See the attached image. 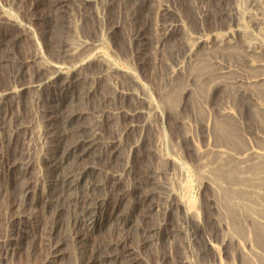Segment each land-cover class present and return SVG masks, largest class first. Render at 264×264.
<instances>
[{"label":"rangeland","instance_id":"374dc122","mask_svg":"<svg viewBox=\"0 0 264 264\" xmlns=\"http://www.w3.org/2000/svg\"><path fill=\"white\" fill-rule=\"evenodd\" d=\"M80 1H76L77 6ZM121 1L114 0L109 9L101 13L99 10L105 16L101 15L100 24L94 6L98 0L81 4L80 12L70 0H0V13L22 26L18 29L14 25H0V94L9 86H30L19 96L9 94L7 99H0V264H101L104 260L106 264H176L182 257L189 264H208L197 253L200 234H196L198 242H191L194 235L191 236L189 226L180 227V216L175 211L163 210L165 200L157 194H163L160 183L175 181L173 189L193 201L188 200L189 206L203 211L205 219L210 217L205 220V227L215 243L217 221L230 217L219 212L227 208L229 193L231 197L246 195L233 188L240 182H236L234 174L238 168L246 171L250 162L244 165L234 156L248 145L264 150V110L258 107L264 102V81L247 85L236 80H245L251 73L264 76V67L251 71L244 66L247 56L238 36L225 46L212 44L214 34L227 31V10L235 1L129 0L131 4L127 5ZM263 2L259 0L258 8L264 12ZM56 3L59 8L52 12ZM202 7L207 13L203 21L196 16L197 8ZM249 29L264 39V31L259 32L253 25ZM188 33L193 41L210 38L208 45L200 43L190 61L183 54L184 34ZM100 35L105 40L103 46H99ZM71 36L87 44L85 55L94 58L98 52H107L110 65L127 74L105 73V65L94 59L85 62L75 70L79 72L74 76L81 79L75 77L80 86H71L74 99L69 104L63 100L69 97L61 88V77L69 71L73 60L66 59L61 50ZM36 47L42 58L35 62L32 59ZM259 60L264 62V58ZM26 61L25 67H20ZM55 64L61 76L49 83L48 71L43 68ZM220 67H225L224 71ZM170 69L175 71L171 80ZM108 81L113 82L116 91ZM144 92L154 102L151 111L161 115L154 118L153 129L143 125L140 115L146 105L138 96L142 97ZM57 103H61L58 109ZM227 107L235 117L221 114ZM76 113L79 119L73 117ZM69 116L73 119L71 131L63 140L57 132ZM71 146H75L76 156L59 164L61 152ZM219 149L227 152L225 159ZM196 150H202L206 158L199 160ZM158 152L170 160L168 165L161 162ZM54 164L58 165L59 178L52 173ZM88 165L95 170L87 175L92 185L76 208L90 207L92 210L85 215L103 224L101 229L65 223L68 214L64 203L69 195L65 194L79 195L81 188H74L73 192L66 184L60 185V191L50 195V207L43 206L48 181L73 180ZM178 170L181 172L177 173ZM215 179L216 185L221 184L219 187ZM219 188H225L226 195ZM25 189L29 192L19 206V193ZM156 204L159 210L152 212ZM60 206L65 208L62 217L55 212ZM74 210L69 213L70 218L75 216ZM127 215L133 222L130 226L124 223ZM166 234L171 238L169 243ZM55 247L57 253H53ZM182 250L185 252L181 255ZM221 259L229 262L226 254Z\"/></svg>","mask_w":264,"mask_h":264},{"label":"bare ground","instance_id":"6f19581e","mask_svg":"<svg viewBox=\"0 0 264 264\" xmlns=\"http://www.w3.org/2000/svg\"><path fill=\"white\" fill-rule=\"evenodd\" d=\"M59 1V0H58ZM72 1V3L74 5L77 6V3L76 1L77 0H70ZM89 0H81L79 3V5L77 6V11L80 12L79 8H80V5L81 4H84L85 2H87ZM95 1V0H93ZM121 1V0H120ZM123 1V4L124 5H127L128 2L130 3L129 0H122ZM121 1V2H122ZM133 1V0H131ZM205 1V0H204ZM235 2L233 3L232 6H230V8L227 10V19H228V29L226 32L224 33H216L213 35V40H212V44L215 45V46H218V47H221L222 45H224L225 43L227 42H230L232 38H234L235 36H238L240 37L241 39V42L240 44H242V50L243 53H244V56L246 55L247 56V59H246V63H245V67L247 66V68H249V70H258L259 68H261L262 66L264 67V62H260L259 58H264V39L263 37L261 38L260 36L254 34L250 29V25H253L254 28L255 27H258L259 28V32H263L264 31V12L262 9H259V0H246V2H244L245 0H234ZM261 1V0H260ZM57 2V0H56ZM67 2V0H66ZM99 3L96 2V4H94L95 6V10H96V13L95 16H97L98 18V22L100 24H103V15L100 14L101 12L104 11L105 8L108 7V9L110 8V5L114 2V0H98ZM256 2V3H255ZM118 3V2H117ZM205 3V2H203ZM264 3V2H263ZM61 4V3H60ZM131 4V3H130ZM119 5V3H118ZM123 5V6H124ZM202 5V4H201ZM264 5V4H263ZM59 3L57 4H54L52 6V12H56V10L59 8ZM50 7V6H49ZM61 7V5H60ZM79 7V8H78ZM207 7V6H206ZM251 7H254V8H251ZM101 9L100 13H99V10ZM106 12V11H105ZM205 9L204 7H202L201 9L197 8L196 10V16H198V19L203 21L205 18H204V15H205ZM105 14V13H104ZM207 14V13H206ZM102 15V17H101ZM55 16V15H54ZM203 23V22H202ZM0 25H6V26H15V27H18L22 29V26L20 24L17 23L16 20H14L12 17H9V16H6L5 14L3 13H0ZM201 25V24H200ZM76 27V26H75ZM77 28V27H76ZM227 28V27H226ZM54 30V29H53ZM74 31H75V28H74ZM54 32V31H53ZM77 32V31H76ZM76 34V33H74ZM77 36V35H76ZM79 36V35H78ZM261 36L262 33H261ZM103 35H100L98 40L101 41L100 45L99 46H103L105 45L104 44V39L102 38ZM135 38V36H134ZM208 38H199L197 41H193L192 40V37L191 35L188 33V34H184V41H185V52L183 53L184 54V59H188V61H190V58L193 56L195 57V55L197 54V49L199 48L198 46L200 45V43L202 42V44H207L210 43L208 40ZM133 38H130V42H132ZM67 41V39H66ZM81 40L78 38V37H74V36H71L69 37V40L67 41L68 43H66V45H64L62 47V50H61V53L63 54V56L66 58V59H69V60H73L71 61L69 64H71L69 66V71L66 72L64 75L62 74V77L63 78V84L61 86L62 90L64 91V93L67 94V99H63L65 100H68L69 101V104H71L70 102L73 101V97H74V93H73V90L71 91L70 88L71 86L75 83V85H79L77 82H76V79L79 78V76H77L76 73L80 67H83L84 66V63L85 62H89V61H93L96 60L98 61L100 64L102 65H105L106 67V72L105 73H109V74H114L113 72L117 73L119 71H122L123 70H119L117 69L116 67H113L112 65H110L109 63V60L107 58V54L103 51L101 52H98L96 54V56L93 58L92 56H89L88 55H85L86 54V50H87V44L84 43V42H80ZM208 41V42H207ZM227 45V44H226ZM235 45V44H234ZM211 46V45H210ZM225 46V45H224ZM229 46V45H228ZM227 46V47H228ZM212 47V46H211ZM238 47V46H237ZM101 49V48H100ZM103 49V48H102ZM105 49V47H104ZM220 49V48H219ZM95 55V54H93ZM254 57H256V60H254ZM92 57V58H91ZM42 58V55H41V52L39 51L38 47H36L35 51H34V55H33V61L35 60H39ZM192 60V58H191ZM196 60V59H195ZM259 60V61H258ZM1 61V60H0ZM2 62V61H1ZM28 61L26 62H21L20 63V67L23 66L25 67V65L27 64ZM36 62V61H35ZM39 62V61H38ZM75 62V63H73ZM97 62V63H98ZM193 62V61H192ZM90 63V62H89ZM92 63V62H91ZM94 63V62H93ZM196 63V62H195ZM29 64V63H28ZM94 65V64H93ZM92 65V66H93ZM97 65V64H96ZM178 65V64H177ZM190 65V64H189ZM188 65V66H189ZM193 65V64H192ZM19 66V65H18ZM28 67V66H27ZM40 67V66H39ZM185 67V66H184ZM17 68V67H15ZM183 68V67H182ZM195 67L193 66V69ZM45 70L48 71V81L49 83H53L54 81L56 82V79L58 77H60L61 75V72L59 71V69L57 68V65H46L45 68H43ZM78 69L76 72L75 70ZM81 69V68H80ZM169 69V68H168ZM179 69V68H178ZM191 70L192 67L190 68ZM225 69V67H224ZM224 69L220 67V71H224ZM19 69L16 70V73L18 72ZM39 70V69H37ZM84 70V68H83ZM245 70V69H244ZM248 70V71H249ZM81 71V70H80ZM103 71V70H102ZM12 72V71H11ZM82 72V71H81ZM122 72H120L122 74ZM175 71L173 69H170V72H169V79L171 80L172 77L174 76V73ZM184 72V71H182ZM246 72V71H245ZM74 73H76L75 75L78 77L75 79L76 76H74ZM123 73H126V72H123ZM220 73V72H219ZM15 74V73H14ZM84 74V73H83ZM119 73H117L118 75ZM127 74V73H126ZM60 75V76H59ZM79 75V74H78ZM104 75V74H103ZM108 75V74H107ZM106 75V76H107ZM125 75V74H123ZM81 76V75H80ZM109 76V75H108ZM116 76V75H115ZM113 77V76H112ZM121 77V75L119 76ZM59 78V79H61ZM116 78V77H114ZM131 81L136 83L135 79L133 77H131ZM75 79V80H74ZM80 79V78H79ZM106 79V78H105ZM108 79V78H107ZM124 79V78H123ZM178 79V77H177ZM62 80V79H61ZM81 80V79H80ZM111 80V79H110ZM115 80V79H114ZM117 80V79H116ZM179 80V79H178ZM176 80V81H178ZM264 81V76H262L261 74H254L249 76V77H245V80H243L242 78L241 79H238L236 80V82H239V83H245L247 85H251L252 83L255 84V83H260L261 81ZM58 81V80H57ZM78 81V80H77ZM107 81V80H106ZM180 81V80H179ZM105 82V81H103ZM112 82V81H111ZM118 82V81H117ZM183 82V80H182ZM233 81V83H236ZM47 83V81H46ZM108 83L110 84V82L108 81ZM181 84V82H179ZM173 84V83H172ZM53 85V84H52ZM102 85V84H101ZM104 85V84H103ZM107 85V84H106ZM139 85V84H138ZM80 86V85H79ZM110 86L113 88L114 91H116V88L114 87L115 85L113 84H110ZM167 86V85H166ZM171 86V84H170ZM169 86V87H170ZM30 86H27V87H21V88H17L16 86H9L7 88V90H5L4 92H2L0 94V99L3 100L4 98L7 99V96H9V94H15V96H19L21 94V92L25 91L26 89H28ZM103 87V86H102ZM105 89V88H104ZM167 89V87L165 88ZM55 90V88H54ZM111 90V89H110ZM81 91V90H80ZM92 91V90H91ZM109 91V90H108ZM146 91V89H145ZM111 92V91H109ZM79 93V92H78ZM105 93V92H104ZM65 94V95H66ZM103 94V93H102ZM85 95H88V94H85ZM183 95V94H182ZM79 96V95H77ZM81 96V94H80ZM88 97V96H87ZM86 97V98H87ZM163 98V96H161ZM78 98V97H77ZM85 98V97H84ZM116 98V97H115ZM139 100H141V102L145 103L146 105V110H142L140 112V115H142V118L144 119L143 121V125L150 128V129H153L154 126H153V122L155 121L154 118L157 116V117H161L160 114H157L156 111L153 112L151 110H153V103L151 101V98L149 97V95L147 93H143V96L142 97H139ZM164 99V98H163ZM62 100V98H61ZM60 100V101H61ZM72 100V101H71ZM83 100V99H82ZM85 100V99H84ZM107 100V98L105 99ZM61 103H57L56 107L57 109L60 107ZM65 105V104H64ZM144 105V106H145ZM155 105V104H154ZM259 108L263 109L264 110V102L261 103L260 105H258ZM228 108V107H227ZM223 108L222 111H221V114L223 113L224 116L226 117H235L232 112V110L230 111L229 108ZM61 109V108H60ZM59 109V110H60ZM56 110V109H54ZM58 111V110H57ZM56 111V112H57ZM150 112V113H149ZM74 114V113H73ZM77 114V113H76ZM258 114V113H257ZM257 114H255V116L257 117ZM56 115V114H55ZM154 115V116H152ZM80 116V115H79ZM79 116L78 114L76 116H73V117H77L79 119ZM71 116H69L67 118V121L62 125V128L60 127V131L57 132L59 135V138L60 139H63V137H67V135L69 134L68 132L71 131V121L73 120L72 118H70ZM261 117V116H260ZM264 117V116H263ZM65 118V117H64ZM77 118H76V121H77ZM255 118V117H254ZM259 118V117H258ZM62 119V118H61ZM75 119V118H74ZM159 119V118H158ZM262 119V117L260 118ZM260 119H259V122H260ZM63 121V120H62ZM213 121V120H212ZM209 122V120H208ZM258 122V123H259ZM156 123V122H155ZM213 123V122H212ZM216 123V122H215ZM214 123V124H215ZM222 123V122H221ZM261 123V122H260ZM206 125L208 123H205ZM216 126V125H215ZM263 126V125H261ZM208 127V126H206ZM99 128V127H98ZM143 128V127H142ZM85 129V128H84ZM89 129V128H88ZM95 129V128H94ZM58 130V129H57ZM54 131V130H53ZM90 131V130H89ZM82 132V131H81ZM56 133V134H57ZM57 137V135H56ZM58 138V137H57ZM60 139H58L60 141ZM91 139V138H90ZM142 139V138H141ZM64 140V139H63ZM66 140V138H65ZM122 140V139H121ZM82 141V140H80ZM84 141V140H83ZM143 141V140H142ZM65 142V141H64ZM79 142V141H78ZM85 142L89 143L90 141L89 140H86ZM61 143H62V140H61ZM59 144V143H58ZM85 144V143H84ZM83 144V145H84ZM72 145V144H71ZM82 145V144H81ZM136 145V144H135ZM156 146V145H155ZM252 146V145H251ZM250 145L246 146L245 148H243L240 152H238L236 154L235 159L240 160L242 163L244 161V165L245 163L247 162H250L249 163V166L247 165L248 168H245L246 171H238L237 170V173L234 174L235 177H236V182H239V183H236L235 186H233L234 189H238L236 191H239L241 192L242 194H246V195H243V196H232L230 195L229 193V196H230V200L229 202L226 201V204L225 205L227 208L226 209H223L221 208V211L219 212H223L225 213L228 217V215H230V217L225 218L224 219H219L217 222V227L214 228L215 230V234L213 236L215 237H218V241L217 243H215L212 238L210 236H208V232L206 230V228L208 227H205L206 223H205V220L210 217H207L205 219V216L206 214L203 212V211H196L194 208H191L189 206V201L190 199H188V197H186V195L184 196L185 193L181 192V191H176L173 189V185L175 181H172L173 182H169L168 184H164V183H160V188L163 192V194L160 192L157 193L158 195H160V199H164L165 200V209L163 208L164 211H175L174 214H178L180 216V227H182L181 224H184V225H188L189 226V231H190V234L191 236L194 235V238L192 237L191 239V242L193 241V243H195L196 239H197V235L196 234H200L199 237H200V243H198L200 246L199 247V253L198 255L201 256V259H202V256L205 257V259H207V263L208 264H264V150L263 149H254L252 148ZM63 147V146H62ZM84 147V146H82ZM92 147V145H91ZM90 147V148H91ZM244 147V146H243ZM263 147H264V142H263ZM67 148V147H65ZM64 148V149H65ZM84 149V148H83ZM221 149V148H220ZM219 149V154L221 155V157H226L224 156L225 153L227 152H223ZM55 150V149H54ZM86 150V149H85ZM84 150V151H85ZM159 150V149H158ZM87 151V150H86ZM161 151V150H160ZM197 153H196V157L201 160L205 157V153L202 151V150H196ZM218 151V150H217ZM216 151V152H217ZM75 152V146H71V147H68L67 149H65V151H62L61 152V159L59 157V161L60 163L59 164H62V163H66L67 160L69 158H71V156H76L74 154ZM77 152V151H76ZM83 152V151H82ZM89 152H91V150H89ZM236 152V151H235ZM234 152V153H235ZM162 152H158L157 153V156L160 158L161 162L163 161L165 164L168 165V163H170V160L167 158V157H164L162 154ZM233 153V155H234ZM84 154V153H83ZM78 155V154H77ZM90 155V154H89ZM232 155V154H231ZM81 157V156H80ZM219 157V155H218ZM73 158V157H72ZM77 158V157H76ZM206 158V157H205ZM82 159V158H81ZM220 159V158H219ZM225 159V158H224ZM224 159H221V160H224ZM249 159V160H248ZM247 160V161H245ZM72 162L74 161L71 160ZM69 160V162H71ZM236 161V162H237ZM201 162V161H200ZM57 163V162H56ZM75 163V161L73 162ZM198 163V162H197ZM196 163V164H197ZM21 164V163H20ZM164 164V166H165ZM200 164V163H199ZM238 164V163H237ZM242 164V165H243ZM70 165V164H69ZM175 165V164H174ZM239 165V164H238ZM125 166L127 167L128 166V162H127V165L125 164ZM173 166V165H172ZM178 166V165H177ZM198 166V164H197ZM201 166L203 167V165L201 164ZM200 166V167H201ZM174 167V166H173ZM172 167V168H173ZM179 167V166H178ZM181 167V165H180ZM201 167V168H202ZM57 168H58V165L57 164H54L53 167H52V173L55 175V178L58 177V173H57ZM84 168V167H83ZM206 168V167H205ZM126 169V168H125ZM178 169V168H177ZM93 171L94 170V166H87L86 168H84L81 172L80 175H78L76 178H73V180H61V179H58V180H50L48 181V184H49V187H48V184H47V191H46V194L44 195V199H43V203H44V208L45 209H48L50 206V204H52L53 200L51 201V197L50 195H53V193L57 190L60 191V189H58L60 187V185H67L68 186V190L72 191L71 189H76V188H81V193L78 195H76L74 193L75 196H71L73 195V193H67L65 195H68L65 199L68 200L67 203H63L66 204V210L64 211H67V214L68 215H65L64 219H65V223L66 224H71V223H74V224H83V225H86L89 230H93L95 228H100L103 226V224H101L100 222L96 223L97 221L95 220V218H91V217H87L85 214H87L89 211H91L92 209L90 207H85L83 208L82 204L81 206L82 207H79V208H76L78 207L79 203H83V200L85 198V192H87L88 190H90L91 188V182L90 180L88 179L89 176V173L90 171ZM210 170V169H209ZM235 170V171H236ZM159 171V170H158ZM211 171V170H210ZM89 172V173H88ZM95 172V170H94ZM155 172V171H154ZM181 172V170L177 171V173ZM230 172V171H229ZM161 173V172H160ZM163 173H166V170L164 169ZM162 173V174H163ZM200 173V172H199ZM202 173V172H201ZM214 173V172H213ZM231 173V172H230ZM93 174V172H92ZM155 174V173H153ZM203 174V173H202ZM215 174V173H214ZM158 175V174H157ZM161 175V174H160ZM201 175V174H200ZM204 175V174H203ZM202 175V176H203ZM213 175V174H212ZM216 175V174H215ZM213 175V176H215ZM61 176V175H60ZM212 176V177H213ZM63 177V176H61ZM65 177V176H64ZM155 177V176H154ZM204 177V176H203ZM59 178V177H58ZM68 178V176L66 177ZM206 178V177H205ZM69 179V178H68ZM188 179V178H187ZM202 179V178H200ZM208 179V178H206ZM216 179H220L219 178H216ZM216 179H215V185L218 184L216 183ZM37 180H39L37 178ZM43 180V179H42ZM41 180V181H42ZM151 180H149L150 182ZM159 181V179H158ZM168 181V180H167ZM219 182L223 181V180H218ZM44 182V181H43ZM42 182V183H43ZM242 182V183H241ZM154 183V182H153ZM152 183V184H153ZM156 183V182H155ZM157 183V184H158ZM212 183V182H211ZM150 184V183H149ZM184 184V183H183ZM213 184H214V181H213ZM212 184V185H213ZM235 184V183H234ZM45 185V184H44ZM151 185V184H150ZM155 185V184H153ZM159 185V184H158ZM157 185V186H158ZM211 185V186H212ZM214 185V186H215ZM221 185V184H220ZM219 185V186H220ZM94 186V185H93ZM156 186V187H157ZM182 186V184H181ZM180 186V187H181ZM217 187H219L218 185H216ZM225 186V185H223ZM222 186V187H223ZM96 187V186H95ZM153 188V186H151ZM155 187V186H154ZM155 187V188H156ZM42 188V187H41ZM97 188V187H96ZM101 188V187H99ZM159 188V186H158ZM213 188V187H212ZM215 188V187H214ZM221 188V187H220ZM219 188V189H220ZM75 189L73 190V192H76ZM157 189V188H156ZM232 189V188H231ZM230 189V191H231ZM96 190V189H95ZM153 190V189H152ZM228 189H226L227 191ZM64 191V190H63ZM216 191H219L218 188L216 189ZM221 192H225V188L224 189H220ZM28 190H22L20 193H19V197H20V201H19V206L20 205H23V201L25 200V196L28 194ZM223 192V193H224ZM56 193V192H55ZM54 193V194H55ZM61 193V192H60ZM65 193H66V190H65ZM154 193V192H153ZM218 193V192H217ZM58 194V193H57ZM64 194V193H63ZM71 194V195H70ZM225 194V193H224ZM60 195V194H59ZM156 195V194H154ZM226 195V194H225ZM228 195V193H227ZM56 196V195H55ZM61 196H63L61 194ZM88 196V195H87ZM86 196V197H87ZM218 196V195H217ZM64 197V196H63ZM61 197V198H63ZM156 197V196H155ZM225 197V196H224ZM53 198H56V197H53ZM60 198V197H59ZM58 198V199H59ZM192 198V197H191ZM227 198V197H226ZM104 199V197H103ZM185 199V200H184ZM65 200V202H66ZM159 200V199H158ZM59 201V200H58ZM57 201V202H58ZM87 201V200H86ZM103 201V200H102ZM162 201V200H161ZM192 201V200H190ZM222 201V200H221ZM56 202V201H55ZM193 202V201H192ZM61 203V202H60ZM59 203V204H60ZM62 203L61 206H63L64 204ZM104 203V201H103ZM102 203V204H103ZM195 203V202H194ZM163 204V203H162ZM41 205V204H40ZM91 205V204H89ZM101 205V204H100ZM159 205V204H158ZM157 204L155 206H152L151 208V211H156L158 209V206ZM192 205V204H191ZM217 205V204H216ZM60 206V208H57L56 209V215L59 216V214L61 215V213L65 214L63 209L65 208H62ZM65 206V205H64ZM63 206V207H64ZM163 206V205H162ZM203 206V205H202ZM244 206H248L246 210V208ZM58 207V206H56ZM95 207V206H94ZM164 207V206H163ZM244 207V210H241V208ZM42 208V207H41ZM54 208V206H53ZM55 209V208H54ZM75 209V210H74ZM209 209V208H208ZM223 209V210H222ZM243 209V208H242ZM53 210V209H52ZM74 210V214L75 216L72 218V215H71V218H70V215L69 213H72ZM96 210V209H95ZM149 210V209H148ZM159 210V209H158ZM201 210V209H200ZM47 211V210H46ZM72 211V212H71ZM43 212V211H42ZM45 212V210H44ZM207 212V211H206ZM62 214V215H63ZM165 214V213H164ZM219 214V213H217ZM61 215V217H62ZM221 215V214H220ZM129 215H127L125 217V220H124V223L127 224V225H131L133 222H131L132 220L130 218H128ZM243 216V217H242ZM60 217V218H61ZM240 217H242V220H240ZM59 218V217H58ZM59 218V219H60ZM58 219V220H59ZM239 219V220H238ZM73 220V221H72ZM210 222V220H208ZM207 221V222H208ZM208 222V223H209ZM213 222V221H212ZM211 222V223H212ZM110 223V221H109ZM123 223V222H122ZM207 223V224H208ZM214 223V222H213ZM112 224V223H110ZM210 224V223H209ZM106 225V224H104ZM121 225V224H120ZM213 225V224H211ZM122 226V225H121ZM177 226V225H176ZM109 227V226H108ZM124 227V226H123ZM179 227V226H178ZM163 228V227H162ZM210 228V227H209ZM213 228V227H212ZM242 230H241V229ZM158 230L160 229V226L157 228ZM241 232H240V230ZM156 230V229H155ZM153 230V232L155 231ZM211 231V228L209 229ZM157 231V230H156ZM166 232V231H164ZM152 233V232H151ZM158 235V234H157ZM167 235V234H166ZM173 235V234H172ZM172 237V236H171ZM173 237H175L173 235ZM168 235L167 237L165 236V240L168 241V243L171 241L169 239L171 238H168ZM174 240V239H173ZM198 240V239H197ZM163 241V240H162ZM189 241V240H188ZM158 242V241H157ZM198 242V241H196ZM162 243V242H161ZM173 243V241H172ZM172 243H171V246H172ZM228 247H230L228 249ZM60 248V246H59ZM179 248V247H178ZM12 250V249H11ZM179 250H181V248H179ZM58 252V247H55L54 250H53V253H57ZM184 254L185 251L182 250ZM222 254H226V257H228L229 259V262L227 261V263H224L222 262V259H221V255ZM210 255V256H209ZM186 256V255H184ZM204 257H203V260H204ZM116 260V259H115ZM205 261V260H204ZM101 264H106V261H100ZM108 263V262H107ZM110 264V263H109ZM176 264H189V260L186 258V257H182L178 262H176Z\"/></svg>","mask_w":264,"mask_h":264}]
</instances>
